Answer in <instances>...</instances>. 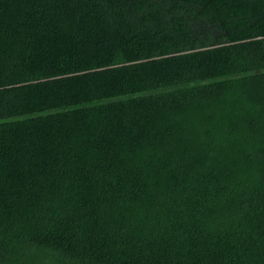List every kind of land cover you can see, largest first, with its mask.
I'll use <instances>...</instances> for the list:
<instances>
[{"label":"trees","instance_id":"1","mask_svg":"<svg viewBox=\"0 0 264 264\" xmlns=\"http://www.w3.org/2000/svg\"><path fill=\"white\" fill-rule=\"evenodd\" d=\"M0 264H264V0H0Z\"/></svg>","mask_w":264,"mask_h":264}]
</instances>
